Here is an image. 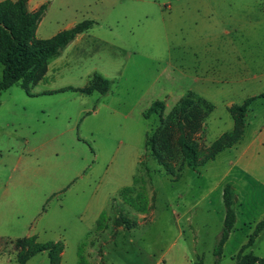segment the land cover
<instances>
[{"label":"rangeland","instance_id":"374dc122","mask_svg":"<svg viewBox=\"0 0 264 264\" xmlns=\"http://www.w3.org/2000/svg\"><path fill=\"white\" fill-rule=\"evenodd\" d=\"M224 1L230 3L248 0ZM119 3L122 5L124 1L108 2L111 5ZM128 10L134 8L128 7ZM60 13L61 11L52 10L44 25L37 31V36L47 37L56 32V21L64 16H59ZM79 20H82L81 14ZM134 20L140 24L134 26L138 34L143 31L146 51L143 53L145 58L130 60L129 69H124L127 59L122 53L108 56L100 50L90 54L76 51L68 61L59 67L53 66L49 73L46 72L43 78L37 81L39 85L35 84L37 82H31L28 90L14 85L2 92L6 105L0 110V120L2 114L11 113L12 106L18 111H33L35 108L38 113L41 99L29 98L27 91L36 92L45 85L64 84L85 88L90 85L94 75L99 74L111 81L109 92L120 95L133 92L140 99L143 98L138 107L145 109V117L140 123H143L145 133L143 141H140L143 146L140 164L133 163L132 155L123 152L117 155L113 153L112 158H115L110 163L108 156L104 159L101 154L102 140L99 135L107 128L105 121H117V126L120 123H128L129 133L128 130H112L116 133L117 140H122V146L121 143H116L122 148L128 140L136 141V132H140L142 126L139 123H130L120 114L108 112L95 123L98 139L94 141L92 137H86L87 120L82 121L74 133L86 141V144L81 146L80 153L89 160L83 148L87 149L88 153L92 149L97 153H91L95 161H82L81 167L78 168L76 161L70 159L69 162L67 158L68 165L51 168L47 176L40 174V169H25L24 164L12 171L18 157L9 154L4 148L2 158L0 156L1 194L6 192V180L10 176L18 179L27 175L29 183L22 186L15 182V185L11 183L7 186L10 191L2 202L3 211L0 216V264H51L48 252L37 253L24 262L21 260L32 251L36 242L43 244L54 241L57 237H60L59 241L63 244L66 242L65 254L62 257L61 253L60 264H195L199 260H202L203 264H215L217 257L214 250L226 215L224 186L239 177V199L234 204L238 219L235 221L233 234L224 247L222 264L234 262L233 257L247 242L256 223L264 216V96L255 99L247 111L245 132L237 148H250L238 166L230 170V161L234 159V155L225 150L214 160L207 161L197 169L188 167L178 143L179 132L175 130L172 131V151L165 153L161 150L167 165H160L152 155L151 147H146V135L158 128L163 129L161 118L168 116L180 101H177L179 94L191 83L179 77L170 83V71L173 69L167 66L170 60L167 54L161 59L152 58L156 56L154 49L157 43L154 39L161 41L165 47L172 44L164 41L163 36L157 33L154 17L147 20L144 15L138 14ZM52 23L54 27H49ZM129 23L133 24L131 21ZM159 51L162 54L167 53V50L161 49L158 53ZM138 59L146 68L149 65L152 68L154 65L153 69H132L133 62ZM54 61L56 60L52 58L51 64ZM155 69L163 72L159 80L155 79ZM2 73L0 66V80ZM217 86L219 87L211 83L207 86L203 84V92L211 99L214 109L208 119L204 120L203 127L192 134L198 144L199 162L203 161L212 143L234 127L233 116L229 114L230 107L234 105L228 107V112L225 100L232 98L241 105L244 92L250 93L251 90H239L229 83ZM168 90H172L171 95ZM96 93L97 99L103 96L108 99V93ZM156 101L164 102V108H159L158 112H150V105ZM39 116L41 118L43 114ZM38 123L41 121L38 120ZM22 128L26 127L13 129H18L19 133ZM187 132L191 133L189 128ZM69 152L67 147L64 156H69ZM55 154L51 153V158L55 159ZM252 158L255 159L250 163ZM1 159L5 160L4 164ZM168 168L172 170L173 176L166 174ZM179 174L180 177L174 179ZM70 176H75L76 179L70 180ZM64 180L66 184L62 185ZM85 180L87 182H84ZM130 180H134L133 185L129 187L132 190L127 191L128 187L121 189V184ZM91 194H96V205H104L105 211L98 226L90 233L83 232L85 228L82 229L76 224L68 225V229L63 231L58 225L59 212H65L72 217L77 209L85 210L86 199ZM35 232L39 233L33 243L22 245L18 241ZM248 252L264 257V230Z\"/></svg>","mask_w":264,"mask_h":264},{"label":"crops","instance_id":"0c3cea01","mask_svg":"<svg viewBox=\"0 0 264 264\" xmlns=\"http://www.w3.org/2000/svg\"><path fill=\"white\" fill-rule=\"evenodd\" d=\"M110 1L26 0L27 9L31 13L38 11L42 5H47L46 13L36 30V36L37 31L44 25L52 10L61 11L59 16L62 14L65 16L56 21L58 28L51 36H37V38H51L63 30L73 28L84 20L96 22L92 28L79 34L59 56L54 57L56 60L54 63L51 64V59L49 60L47 73L53 66L54 68L59 67L68 61L76 51L90 54L100 50L101 53L108 56L122 53L127 59L124 69H129L131 59L145 58L143 54L146 51L143 31L139 35L138 30L134 27L135 24L140 25L134 20L135 16L139 14L144 15L147 20L154 17V28L156 27L157 33L163 36L164 41L172 43L165 47L161 41L154 39L157 43L154 49L156 56L152 57L153 59H161L167 54L170 59L167 66L173 69L172 72L170 71V83L177 80L178 77L191 83L179 94L177 101L189 92H193L212 103L209 96L203 92V84L207 86L209 83L216 87H219L217 85L221 83H229L238 87L239 90L251 89L250 93L244 92L241 97L243 102L252 97L258 99L264 96V0L230 3H226L224 0H123L122 5H120L121 3L108 4ZM128 7L134 8V10L130 11ZM80 14L82 20H79ZM56 16L58 17V15ZM130 21L133 24L129 23ZM61 24L62 26H60ZM49 27H54V23L50 24ZM161 49L167 50V53L162 54L160 51L158 53V50ZM153 66L151 68L149 65L146 68V65L138 59L133 62L132 69H153ZM155 70V79L159 80L163 72H158V69ZM35 84L39 85V82ZM77 88H84V86L78 87L73 84L45 85L36 92L27 91L29 98L41 99V107L38 113L35 108L33 111H18L12 106L10 114L1 115L0 156L6 149L5 151L9 154L12 153L13 156L18 157L12 171L24 164L25 169L29 168L31 171L40 169V174L47 176L51 168L57 169L61 165H68L70 159L76 161L75 165L80 168L82 161L88 162L93 159L91 153L97 154L92 149L88 153L87 149L83 148L89 160L81 156L80 148L86 144V141L74 133L82 121L87 120L85 132L88 135L86 137H92L96 141L98 136L94 128L95 123L99 118L105 117L108 112L120 114L125 120L136 125L140 124L145 117V109L138 107L143 98L140 99L133 92H125L120 95L110 91L107 96L108 99H105L103 95L101 99H97L96 92L99 91L84 93L74 90ZM168 91L171 95L172 90ZM225 101L227 110L231 105H239L232 98ZM242 103L240 102V104ZM5 105L1 94L0 110ZM39 114H43V116L40 118ZM229 114L231 113L229 112ZM38 120L41 123H38ZM105 122L107 128L99 135L102 140L100 144L103 158L108 156L110 163H112L115 158H112L113 153H116L115 155L119 152L130 153L133 163L140 164L143 154V146L140 141H143L145 133L143 123L140 124L142 126L140 132L139 130L136 132V141L128 140L126 146L122 148L120 147L122 140L118 141L116 133H113L112 130L120 129L123 132L128 130L129 133L128 123H120L117 126V121L112 122L110 119ZM21 126L26 128H22L19 133L17 132L18 129H13ZM10 130L15 132L12 133ZM117 142L121 143L120 146H117ZM240 143L241 140L233 147L226 149L234 155V159L230 161V170L238 166V163L249 151V146L237 148ZM67 147L70 151L69 156H64ZM236 148L237 150L234 151ZM54 152L56 153L55 159L50 156ZM67 158H69V162H67ZM254 159L252 158L250 163ZM1 161L2 163L5 162L3 159ZM22 176L18 179H13L11 176L7 178L6 192L3 194H1L2 191L0 192V216L3 211L1 209L2 202L5 201L10 191L7 188L8 184L14 183L15 185L17 182L26 186L29 183L27 175ZM75 179V176H70V180ZM240 181L241 178L239 177L228 182L235 186V201L239 199ZM64 183L65 180L61 184L64 185ZM133 183L134 180H130L121 184L120 187L124 189L132 186ZM88 196L90 197L86 199L85 210L77 209L72 217L65 212H59V216H57L58 225L63 231L68 229V225L76 224L82 229L85 228L83 232L90 233L98 226L105 211L104 205H96L98 202L96 194ZM237 219L236 215V221ZM38 233H29L26 237L34 236L36 238ZM232 234L233 232H231L224 247H226ZM59 240L60 237H57L54 241ZM65 249L66 242H64L62 257L65 254Z\"/></svg>","mask_w":264,"mask_h":264},{"label":"trees","instance_id":"16d2710c","mask_svg":"<svg viewBox=\"0 0 264 264\" xmlns=\"http://www.w3.org/2000/svg\"><path fill=\"white\" fill-rule=\"evenodd\" d=\"M46 10L47 5H42L38 11L31 13L27 9L26 0H3L0 2V66L3 69L0 80V98L2 92L13 85H20L28 90L29 83L39 81L46 74L50 59L59 56L79 34L89 30L96 24L94 20H84L73 28L63 30L51 38H37L36 30ZM110 85L111 81L109 79L95 74L89 86L74 90L84 93H92L96 90L106 94L109 92ZM256 98H249L241 105L230 107L229 110L234 119L233 129L223 133L212 143L201 162L198 160V144L193 139L192 134L203 127L204 120L213 111L214 106L193 92H189L180 99L166 118H161L163 129L158 128L147 133L146 147H151L152 155L160 165L166 166L161 150L165 153L172 151V131H178V143L181 146L185 161L188 167L197 169L207 161L214 160L220 152L233 147L242 139L245 132L247 111ZM159 108H164V102H154L150 112H158ZM159 113L162 112L159 111ZM187 128L191 133L187 132ZM166 174L173 176L170 168L166 169ZM180 175L174 177V179L179 178ZM126 190L131 191L132 188L128 187ZM235 198V186L232 183H227L223 190L226 215L223 229L214 250L217 257L215 264H222L221 258L224 246L234 228L236 221ZM263 230L264 216L256 223L252 234L233 257L234 262L231 264H264V257L248 252V249ZM35 240L34 236L18 239L22 245L33 243ZM63 250L64 244L61 241H50L43 244L36 242L35 247L21 262L37 253L48 252L51 264H60ZM195 264H203V261L199 260Z\"/></svg>","mask_w":264,"mask_h":264}]
</instances>
